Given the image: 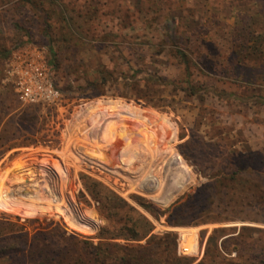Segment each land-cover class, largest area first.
Masks as SVG:
<instances>
[{
  "label": "rangeland",
  "instance_id": "rangeland-1",
  "mask_svg": "<svg viewBox=\"0 0 264 264\" xmlns=\"http://www.w3.org/2000/svg\"><path fill=\"white\" fill-rule=\"evenodd\" d=\"M250 1L245 11L264 8V0ZM242 3L0 0V220H28L30 232L40 225L60 232L61 226L68 235L98 243L108 222L85 191V176L144 213L155 225L154 234L175 235L177 254L179 244L188 248L190 253L180 255L192 264L203 260L215 228L241 227V222L171 227L167 215L158 221L141 205L164 211L209 182L182 152L210 174L230 151L264 156V148L249 139L264 126V89L239 87L225 65L209 71V59L192 58L194 77L189 78L178 54V46L193 49L196 27L207 31L197 35L224 59L233 25L241 20L261 32L264 16L254 10V17L242 14L236 8ZM28 44L47 51L50 61L55 52L61 92L56 105L31 110L37 120L25 115L27 108L4 77L11 53ZM187 82L196 86L194 92ZM26 137H35L37 144L3 153V144ZM255 238L264 242L263 234Z\"/></svg>",
  "mask_w": 264,
  "mask_h": 264
},
{
  "label": "trees",
  "instance_id": "trees-1",
  "mask_svg": "<svg viewBox=\"0 0 264 264\" xmlns=\"http://www.w3.org/2000/svg\"><path fill=\"white\" fill-rule=\"evenodd\" d=\"M241 2L236 8L242 14L254 17L251 12L254 10L255 15L264 16V8L257 6L245 11L246 4L251 1ZM253 28L251 23L241 20L232 26V35L225 46L228 58L224 59L215 46L211 44L208 47L207 40L197 35H208L207 31L196 27L192 31L197 36L192 43L193 49L176 45L180 58L186 64L187 76L194 77L190 72L192 58L201 63L209 59L212 62L209 71L212 72L213 66L225 65L232 74L230 80L239 87L255 85L254 89L256 86L264 89V27L261 32ZM51 56L50 64L56 76L58 67L53 50ZM242 69L245 70L243 73ZM257 70L260 74L254 78L247 77L248 72ZM187 83L194 92L196 86ZM196 84L203 85L204 82L197 81ZM35 107L39 106H28L25 111L32 120H37L31 111ZM36 144L35 137H26L23 142L8 147L1 144V147L6 153ZM206 147L211 150L210 145ZM181 154L209 182L164 211H159L153 204L141 205L143 210L158 221L167 215L166 223L171 227L241 222V227L215 228L207 240L204 258L198 264H264V242L262 238H255L258 234L264 235V228L252 226H264V156L256 151H230L222 158L223 164L217 171L210 174L205 173L204 167L186 153ZM210 160L213 169L214 162ZM82 182L99 215L108 222V226L102 227L97 235L98 243L79 239L76 234L68 235L59 225L60 232L52 229V225H40L30 232L28 220L22 224L20 218H17L18 223L4 218L0 220V264H192L178 256L175 235L154 234V223L115 191L90 177L82 176ZM86 203H89L87 199ZM233 252L236 253L235 258H226Z\"/></svg>",
  "mask_w": 264,
  "mask_h": 264
},
{
  "label": "built area",
  "instance_id": "built-area-1",
  "mask_svg": "<svg viewBox=\"0 0 264 264\" xmlns=\"http://www.w3.org/2000/svg\"><path fill=\"white\" fill-rule=\"evenodd\" d=\"M4 77L25 107H49L61 100L47 51L35 45L20 46L11 53L4 68ZM188 253V248L181 249L179 244V256Z\"/></svg>",
  "mask_w": 264,
  "mask_h": 264
},
{
  "label": "crops",
  "instance_id": "crops-1",
  "mask_svg": "<svg viewBox=\"0 0 264 264\" xmlns=\"http://www.w3.org/2000/svg\"><path fill=\"white\" fill-rule=\"evenodd\" d=\"M253 136L249 137L250 140H252L254 137V139L252 141H250L251 144H257V148H264L261 147L264 145V126L259 125L257 128H255V133H252ZM248 139V140H249ZM262 151V150H261Z\"/></svg>",
  "mask_w": 264,
  "mask_h": 264
}]
</instances>
